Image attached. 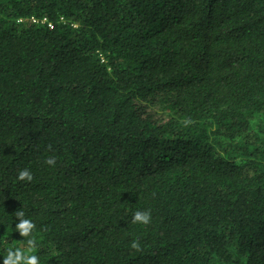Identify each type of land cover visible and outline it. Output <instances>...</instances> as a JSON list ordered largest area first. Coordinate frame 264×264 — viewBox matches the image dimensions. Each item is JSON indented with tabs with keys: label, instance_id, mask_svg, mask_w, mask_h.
Returning a JSON list of instances; mask_svg holds the SVG:
<instances>
[{
	"label": "trees",
	"instance_id": "1",
	"mask_svg": "<svg viewBox=\"0 0 264 264\" xmlns=\"http://www.w3.org/2000/svg\"><path fill=\"white\" fill-rule=\"evenodd\" d=\"M16 211L40 264H264V0H0V264Z\"/></svg>",
	"mask_w": 264,
	"mask_h": 264
},
{
	"label": "clouds",
	"instance_id": "2",
	"mask_svg": "<svg viewBox=\"0 0 264 264\" xmlns=\"http://www.w3.org/2000/svg\"><path fill=\"white\" fill-rule=\"evenodd\" d=\"M45 163L52 166L55 164V157H48ZM17 179L20 181L31 182L33 175L28 168L19 171ZM14 216L17 218L16 231L21 237H28L26 244L27 249L23 247L8 248L7 254L3 258V264H40V258L38 255L33 254L36 248V240L32 238L33 229L36 227L32 220L25 217L23 211H16ZM150 210H137L133 213L132 222L142 225H148L151 223ZM130 247L136 251L141 250L139 240H133Z\"/></svg>",
	"mask_w": 264,
	"mask_h": 264
}]
</instances>
